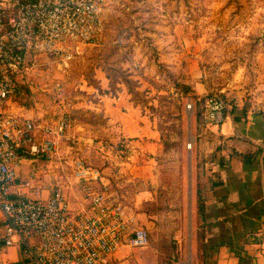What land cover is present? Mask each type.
I'll list each match as a JSON object with an SVG mask.
<instances>
[{"label": "rangeland", "instance_id": "374dc122", "mask_svg": "<svg viewBox=\"0 0 264 264\" xmlns=\"http://www.w3.org/2000/svg\"><path fill=\"white\" fill-rule=\"evenodd\" d=\"M103 17L102 39L80 43L66 63L36 54L45 77L7 107L67 114L62 148L43 160L45 182L64 183L77 207L85 192L73 161L100 168L104 185L88 184L105 187L150 232L146 246L119 256L203 264L198 198L218 178L223 141L203 118L202 97L214 89L230 106H264V0H105ZM132 124L148 133L127 137Z\"/></svg>", "mask_w": 264, "mask_h": 264}, {"label": "built area", "instance_id": "2783aa9c", "mask_svg": "<svg viewBox=\"0 0 264 264\" xmlns=\"http://www.w3.org/2000/svg\"><path fill=\"white\" fill-rule=\"evenodd\" d=\"M104 1L0 0V208L6 220L0 251L18 245L26 263L129 264L119 253L150 241L149 230L125 203L105 187L88 184L104 185L100 168L80 157L73 161L72 175L83 181L85 192L78 209L64 183L45 182L43 160L57 154L67 137L70 118L65 112L26 114L7 107L33 88L37 76L45 77L40 71L45 58L36 54L66 63L71 49L102 39ZM202 103L208 124H220L229 115L222 91L210 89ZM26 160L30 167L22 175Z\"/></svg>", "mask_w": 264, "mask_h": 264}, {"label": "crops", "instance_id": "0c3cea01", "mask_svg": "<svg viewBox=\"0 0 264 264\" xmlns=\"http://www.w3.org/2000/svg\"><path fill=\"white\" fill-rule=\"evenodd\" d=\"M197 84L201 82L197 81ZM197 87V86H193ZM246 108V114H245ZM229 115L220 124L208 127L222 139L214 159L223 183L207 189L203 226V264H264V106H249L243 100L229 105ZM124 135L140 140L147 134L140 124L127 125ZM201 135V132L199 133ZM153 145V143H152ZM262 150L253 163L244 162L238 152ZM29 161L22 166V175L29 169ZM45 195V191H44ZM82 202L78 203V209ZM6 220L0 208V232ZM21 248L10 245L0 251V264L23 261ZM23 264H32L26 263Z\"/></svg>", "mask_w": 264, "mask_h": 264}, {"label": "trees", "instance_id": "16d2710c", "mask_svg": "<svg viewBox=\"0 0 264 264\" xmlns=\"http://www.w3.org/2000/svg\"><path fill=\"white\" fill-rule=\"evenodd\" d=\"M186 89H189V86L186 87ZM246 108H245V114H246ZM262 150V147H258L257 150L255 151H252V150H247V151H244V152H238L235 148H233V151L237 154H239L241 156V159L244 161V162H247V163H253L256 159V156L257 154ZM210 183L209 185L207 186V188H214L215 186L217 185H220L223 183V180L220 179V177H218L217 179H212L210 178L209 179ZM204 208H205V204H204V199L202 198L201 195H199V198H198V212L200 215H203L204 213ZM203 235V233H202ZM203 240V238H201V241ZM202 243V242H201ZM202 245V244H201ZM24 261H26L25 259L23 261H18V262H15L13 264H23Z\"/></svg>", "mask_w": 264, "mask_h": 264}, {"label": "bare ground", "instance_id": "6f19581e", "mask_svg": "<svg viewBox=\"0 0 264 264\" xmlns=\"http://www.w3.org/2000/svg\"><path fill=\"white\" fill-rule=\"evenodd\" d=\"M181 264H191V262L189 261V262H182Z\"/></svg>", "mask_w": 264, "mask_h": 264}]
</instances>
